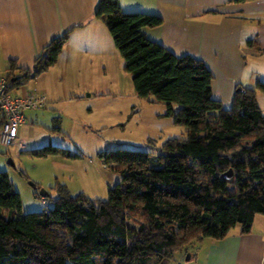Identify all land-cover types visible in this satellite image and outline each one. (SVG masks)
Wrapping results in <instances>:
<instances>
[{"label": "trees", "instance_id": "16d2710c", "mask_svg": "<svg viewBox=\"0 0 264 264\" xmlns=\"http://www.w3.org/2000/svg\"><path fill=\"white\" fill-rule=\"evenodd\" d=\"M95 15L110 32L135 94L166 103L187 137L151 143L150 151L104 153L121 174L106 200L72 196L62 185L51 208L18 217L19 193L0 171V264H169L189 244L222 239L237 224L247 233L255 215H264V112L256 99L264 82L236 88L231 107L223 108L200 59L175 55L142 32L159 26L160 16L123 11L118 0H99ZM67 39L68 32L53 38L30 69L12 63L5 75L11 88L53 66ZM30 151L69 155L50 144Z\"/></svg>", "mask_w": 264, "mask_h": 264}, {"label": "crops", "instance_id": "0c3cea01", "mask_svg": "<svg viewBox=\"0 0 264 264\" xmlns=\"http://www.w3.org/2000/svg\"><path fill=\"white\" fill-rule=\"evenodd\" d=\"M98 1L0 0V76L5 77L12 63L18 69H30L42 48L65 32L68 39L57 62L32 79L34 86H47L41 76L50 69L64 70V62L91 64L118 58L110 32L95 15ZM118 2L123 11L161 17L159 26L144 27L142 32L175 55L200 59L212 73L211 94L223 108L232 105L236 88H254L264 82V0ZM76 67H70L71 71ZM24 85L16 90L37 91ZM256 99L258 104L264 102V95L258 93ZM47 107L48 102L44 109ZM24 117L17 137L27 123ZM28 129L30 137L33 129ZM23 143L19 138V147ZM261 215H255L249 232L242 233L241 226L235 225L222 239L203 238L193 251L187 247L177 252L169 264H264V231L257 227L264 225Z\"/></svg>", "mask_w": 264, "mask_h": 264}, {"label": "rangeland", "instance_id": "374dc122", "mask_svg": "<svg viewBox=\"0 0 264 264\" xmlns=\"http://www.w3.org/2000/svg\"><path fill=\"white\" fill-rule=\"evenodd\" d=\"M122 63L120 56L101 63L64 62V70L50 69L41 76L47 86H34L32 80L24 85L25 89L43 91L48 107L25 110L29 126L19 129L10 147L0 145V171L8 174L21 199L14 217L51 208L57 187L62 185L72 196L106 200L108 189L120 181L121 174L106 163L104 153L117 148L150 151L151 143L160 147L169 138L187 137L185 127L173 122L166 103L135 94L131 75ZM73 65L77 67L71 71ZM259 104L264 112V102ZM171 108L176 111L178 107L172 104ZM55 117L59 118L56 123ZM28 127L33 129L30 137ZM19 138L24 141L21 147ZM48 144L69 155L39 157L30 151ZM41 190L46 195H41ZM129 222L137 226L140 221L131 217ZM257 227L264 231L263 224ZM198 243L189 244V250Z\"/></svg>", "mask_w": 264, "mask_h": 264}, {"label": "built area", "instance_id": "2783aa9c", "mask_svg": "<svg viewBox=\"0 0 264 264\" xmlns=\"http://www.w3.org/2000/svg\"><path fill=\"white\" fill-rule=\"evenodd\" d=\"M47 97L43 92L11 88V83L0 76V145L8 148L16 142L18 127L24 122L27 109L44 108Z\"/></svg>", "mask_w": 264, "mask_h": 264}, {"label": "water", "instance_id": "95a60500", "mask_svg": "<svg viewBox=\"0 0 264 264\" xmlns=\"http://www.w3.org/2000/svg\"><path fill=\"white\" fill-rule=\"evenodd\" d=\"M8 161L11 163V165L13 164L12 161H10V159H8ZM32 186H33V187H36L34 183H32ZM39 193H40L41 195H46V193H45L43 190H41Z\"/></svg>", "mask_w": 264, "mask_h": 264}]
</instances>
